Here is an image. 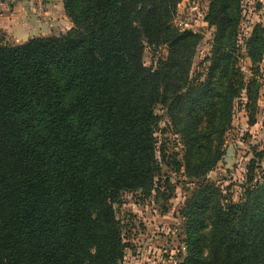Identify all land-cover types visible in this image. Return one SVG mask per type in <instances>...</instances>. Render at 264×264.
Listing matches in <instances>:
<instances>
[{
	"label": "trees",
	"instance_id": "16d2710c",
	"mask_svg": "<svg viewBox=\"0 0 264 264\" xmlns=\"http://www.w3.org/2000/svg\"><path fill=\"white\" fill-rule=\"evenodd\" d=\"M60 1L72 24L63 33L11 45L0 30V264L122 261L115 205L124 193L168 198L173 190L158 192L155 180L165 159L157 105L183 147L168 164L194 184L182 208L180 264H264V152L251 148L236 201L208 178L229 153L242 95L255 124L264 26L254 24L245 41L244 73L242 0H210L214 34L196 80L189 73L201 35L170 24L181 0ZM147 48L154 66L142 61Z\"/></svg>",
	"mask_w": 264,
	"mask_h": 264
},
{
	"label": "rangeland",
	"instance_id": "374dc122",
	"mask_svg": "<svg viewBox=\"0 0 264 264\" xmlns=\"http://www.w3.org/2000/svg\"><path fill=\"white\" fill-rule=\"evenodd\" d=\"M210 0H181L170 20V24L178 31H190L201 35V39L195 47L192 65L189 76L192 79H202L208 65L207 58L210 56L211 42L214 34V27L210 26L205 17L208 12ZM242 19L238 26V45L241 69L247 72L249 61L244 57L245 41L248 38L254 24L264 26V0H242ZM68 19V18H67ZM47 20V19H46ZM69 20V19H68ZM70 22V21H69ZM71 24V22H70ZM72 24L70 25V27ZM50 28H55L49 23ZM64 28V30H68ZM61 32H49L45 36L58 35ZM3 34V33H2ZM4 36V34H3ZM4 43L19 44L15 40L5 39ZM21 43V42H20ZM165 48H161L160 56L166 55ZM155 58L151 50L145 49L142 61L146 66H154ZM264 56L260 63L264 77ZM189 77V78H190ZM264 79L259 89L257 99V113L259 112V97ZM245 98L234 101L232 127L226 135L225 146L229 153H226V160L222 158L217 162L214 169L208 174L210 181L230 195L234 201L238 200L245 181V168L251 156V148L264 152V140L252 137L247 131V112L244 107ZM155 112L160 116V122L155 130L157 146L164 149L165 159L161 163V172L157 181L158 192H164L167 196L173 190L170 197L164 198L156 192L144 195L141 192L124 193L122 203L115 205L117 218L123 224V236L126 244L125 253L119 264H180L186 256L185 218L182 216V208L190 195V189L194 184L180 172L173 171L172 165L168 164L172 158L180 160L183 147L177 135L172 131L166 112L161 105H157ZM255 114V123L258 121ZM158 159L161 153H157ZM167 164H166V163ZM264 168V155L261 162Z\"/></svg>",
	"mask_w": 264,
	"mask_h": 264
},
{
	"label": "crops",
	"instance_id": "0c3cea01",
	"mask_svg": "<svg viewBox=\"0 0 264 264\" xmlns=\"http://www.w3.org/2000/svg\"><path fill=\"white\" fill-rule=\"evenodd\" d=\"M43 8L46 16L43 13L39 16L32 0H0V30L4 38L20 43L31 37L45 36L49 32L58 33L70 27L60 0H43ZM49 23L55 28H50ZM259 98L258 121L246 127L253 138L264 140V85Z\"/></svg>",
	"mask_w": 264,
	"mask_h": 264
},
{
	"label": "built area",
	"instance_id": "2783aa9c",
	"mask_svg": "<svg viewBox=\"0 0 264 264\" xmlns=\"http://www.w3.org/2000/svg\"><path fill=\"white\" fill-rule=\"evenodd\" d=\"M34 10L37 12V15H45L43 8V0H32ZM46 16V15H45Z\"/></svg>",
	"mask_w": 264,
	"mask_h": 264
}]
</instances>
